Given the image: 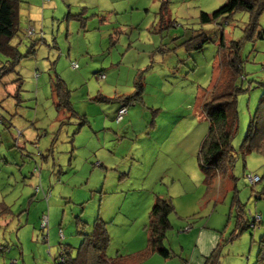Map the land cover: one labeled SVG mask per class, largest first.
<instances>
[{
	"label": "rangeland",
	"instance_id": "1",
	"mask_svg": "<svg viewBox=\"0 0 264 264\" xmlns=\"http://www.w3.org/2000/svg\"><path fill=\"white\" fill-rule=\"evenodd\" d=\"M225 1L18 0L10 43L23 56L0 80V264H57L59 246L73 255L97 219L106 257L123 264H254L264 245V157L241 148L264 95V10L262 38L246 39L244 10L216 18L220 27L200 21ZM200 32L206 41L189 47ZM220 33L241 42L227 177L198 164ZM58 80L70 111L56 108ZM136 80L139 98L125 102ZM155 197L172 206L166 259L147 251Z\"/></svg>",
	"mask_w": 264,
	"mask_h": 264
},
{
	"label": "trees",
	"instance_id": "2",
	"mask_svg": "<svg viewBox=\"0 0 264 264\" xmlns=\"http://www.w3.org/2000/svg\"><path fill=\"white\" fill-rule=\"evenodd\" d=\"M17 9L18 0H0V54L4 58L3 63L0 64V80L6 73L13 71L14 65L23 56L17 46L10 43L11 38L18 30ZM238 10L249 13V22L244 29L243 37L246 39H251L253 36L262 38L257 33L256 26L257 18L264 10V0H226L210 14L201 12L199 19L202 23L214 22L216 26L220 27L221 24L217 22L216 18L222 17L223 22H225L227 17ZM199 36V43L195 46H191V41L195 37L190 38L189 47L200 48L202 41L205 42L207 37L203 32H200ZM33 43L28 44L25 54L34 51ZM240 44V40H230L228 44H225L220 33L218 77L214 85L205 92L206 97L200 106L208 127L199 148L198 164L203 172H213L222 177L228 176L236 155L231 141L237 131L235 95L238 88L235 83L242 75L239 59ZM134 86L135 92L127 97L125 102L139 98L140 81L136 80ZM54 89L57 99L56 108L66 111L72 110L68 103V91L64 84L58 80ZM262 107H264V95L259 100L254 116L248 123L241 148L244 154L254 152L264 157V116L260 113ZM121 108H125V106ZM255 120L258 124L256 127H254ZM171 211L172 206L168 198L155 197L148 213L146 226L147 251L157 253L164 259L168 258V252L162 249V242L165 238V232L169 228L167 217ZM253 224L254 221L252 226ZM84 225L78 218L76 219V226L83 227ZM45 227H40L41 231L46 229ZM81 235L82 239L73 255L68 248L59 246L57 264H123L120 257L114 259L106 257L105 250L109 237L104 224L98 219L94 220L89 234L83 233ZM260 244L254 264H264V245L262 242Z\"/></svg>",
	"mask_w": 264,
	"mask_h": 264
},
{
	"label": "built area",
	"instance_id": "3",
	"mask_svg": "<svg viewBox=\"0 0 264 264\" xmlns=\"http://www.w3.org/2000/svg\"><path fill=\"white\" fill-rule=\"evenodd\" d=\"M28 34H29V32H28ZM124 113H125V109H124V108L119 109V110L117 111V117H116L117 120H118V119H119ZM246 178H247L248 182H249L250 184H252V185L255 184V183H257V182L259 181L258 178H257L256 176H252V177L247 176ZM35 190L37 191V188H36ZM42 198H43V199L46 198V194H44L43 192H42ZM254 220H255V221H258V220H259V217L255 216V217H254ZM44 226H46V220H45V219L42 221L40 227L43 228Z\"/></svg>",
	"mask_w": 264,
	"mask_h": 264
}]
</instances>
